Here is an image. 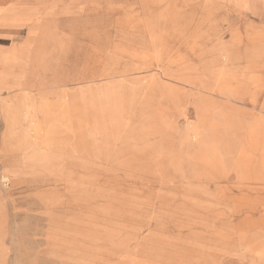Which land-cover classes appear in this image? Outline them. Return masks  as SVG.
Masks as SVG:
<instances>
[{
  "label": "rangeland",
  "instance_id": "rangeland-1",
  "mask_svg": "<svg viewBox=\"0 0 264 264\" xmlns=\"http://www.w3.org/2000/svg\"><path fill=\"white\" fill-rule=\"evenodd\" d=\"M35 17L19 131L0 102V264H264V0H72ZM112 83L145 92L99 123L73 96ZM254 85L255 104L222 92Z\"/></svg>",
  "mask_w": 264,
  "mask_h": 264
},
{
  "label": "crops",
  "instance_id": "crops-1",
  "mask_svg": "<svg viewBox=\"0 0 264 264\" xmlns=\"http://www.w3.org/2000/svg\"><path fill=\"white\" fill-rule=\"evenodd\" d=\"M70 6H72V0H0V92L7 91L11 94L13 91H17L14 95L10 96L8 94L7 97H0V102H2L3 106L1 116L9 133H14L20 129L18 126V99H31L33 84L30 80L27 81L25 77L34 75L33 71L39 65L36 64L39 52L36 53L34 51L36 49V39L39 38H36L38 35V31L36 30L38 19L35 17V14L39 12H60L70 8ZM20 29L26 30L22 37L18 36ZM40 38L42 44H46L45 39L47 40V44L48 41L50 45L52 44V41L47 38L46 34L42 33ZM50 38L51 40L53 39L52 37ZM25 50L28 54L27 59L22 58L25 55ZM96 54L97 52L94 49L88 53L85 58L86 61L83 62L85 68L91 69ZM89 75L88 77L81 75L76 80L91 79L93 83H96L97 74L91 71ZM112 84L111 87H101L100 94H96L93 91L86 93L83 89H80L73 98L80 103L97 107L96 113L98 117L96 121L101 123L104 122L103 120H107V115L113 118L112 113H116L119 107L128 105L130 102L136 106V103H140L142 99L140 96L145 92L138 90L136 86L127 88L115 83ZM222 92L227 95L229 94L228 96H231L233 99H240L245 102L252 101L253 104L259 99V91L255 85L244 92H230L224 86ZM145 102H148V98ZM45 107L46 105L43 104L38 109L44 118L47 116ZM261 109L264 110V104L261 106ZM61 117L65 118L66 114H63ZM100 117L101 120L99 119Z\"/></svg>",
  "mask_w": 264,
  "mask_h": 264
},
{
  "label": "bare ground",
  "instance_id": "bare-ground-1",
  "mask_svg": "<svg viewBox=\"0 0 264 264\" xmlns=\"http://www.w3.org/2000/svg\"><path fill=\"white\" fill-rule=\"evenodd\" d=\"M255 101V100H254ZM3 176V175H2ZM6 181V180H5ZM9 181V180H8ZM7 182V181H6ZM7 186V185H6Z\"/></svg>",
  "mask_w": 264,
  "mask_h": 264
}]
</instances>
